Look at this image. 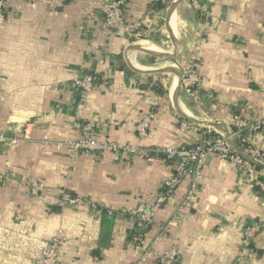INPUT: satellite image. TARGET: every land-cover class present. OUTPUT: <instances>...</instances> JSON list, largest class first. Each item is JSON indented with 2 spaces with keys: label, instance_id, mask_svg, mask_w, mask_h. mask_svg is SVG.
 <instances>
[{
  "label": "crops",
  "instance_id": "crops-1",
  "mask_svg": "<svg viewBox=\"0 0 264 264\" xmlns=\"http://www.w3.org/2000/svg\"><path fill=\"white\" fill-rule=\"evenodd\" d=\"M107 1L4 0L0 9V132L21 136L23 129H11L25 124L29 137L0 144V264H40L44 242L56 236L61 264H139L146 248L140 264H161L173 248L179 256L173 264H264V189L254 188L232 162L208 155L194 202L179 208L185 179L139 243L129 213L164 191L173 163L153 154L67 155L62 145L77 138L78 120L93 121L100 141L145 148L190 146L206 128L179 129L185 119L170 94L171 75L158 95L159 74L132 72L122 62L128 52L136 62L148 55L136 44H155L173 0H132L125 23L111 35L101 28ZM177 14L184 25L168 20L163 47L155 45L172 49L165 54L173 75L192 68L206 79L200 96L185 97L186 110L232 132L244 121L249 146L264 154V0H187ZM84 72L100 82L82 97L72 82ZM149 113L154 120L139 141L135 126ZM257 176L264 182L263 170ZM31 180L44 184L38 197L28 194ZM61 191L112 214L61 208Z\"/></svg>",
  "mask_w": 264,
  "mask_h": 264
},
{
  "label": "built area",
  "instance_id": "built-area-1",
  "mask_svg": "<svg viewBox=\"0 0 264 264\" xmlns=\"http://www.w3.org/2000/svg\"><path fill=\"white\" fill-rule=\"evenodd\" d=\"M132 0H108L101 8L102 23L101 28L107 35H111L118 27L125 23V10ZM4 6V0H0V9ZM94 76L92 73H83L72 82V87L85 97L91 91L94 85ZM206 79L201 77L194 69L189 68L182 72L181 85L185 96L190 98L200 96ZM154 120V114L149 113L144 116L135 126L136 137L143 141L150 131L151 123ZM264 122V121H263ZM192 126L189 122L181 120L179 129L185 131ZM75 130L77 138L63 143L67 155L74 160L80 153L104 154L121 153L134 159L138 156L147 154L164 155L173 163V176L165 182L164 191H162L155 201L151 204H140L133 209L129 215L133 219V231L136 233L137 240L142 243L144 235L151 228L153 219L161 207L166 203L175 188L185 179H189V185L179 208L183 209L191 205L199 191V178L204 165V160L208 155H215L221 159L232 162L239 170L242 177L247 178L254 187L264 189V182H261L257 176V169L250 162L246 161L234 153L226 144L221 132L205 128L200 132L198 140L192 145H172L165 148H145L135 144L120 145L109 141H100L95 133V124L93 121H75ZM250 127L244 122L237 123V130L231 131L230 140L236 145L238 150L254 159L255 161H264V154L251 148L248 143L247 135L243 136V129ZM21 136L7 135L0 132V144L15 145L20 141L29 139L28 128L22 130ZM236 139L246 147L242 149ZM5 181V177L0 175V184ZM44 191V184L41 181L31 180L28 182V194L31 197H38ZM58 205L61 208L85 209L90 212H106L112 214L111 210H103L93 201L85 197L72 196L66 191H61L58 197ZM248 231H245L242 238L243 247L248 246ZM157 239V238H156ZM62 240L60 237H52L43 244L40 264H61L59 262L58 252ZM150 248H146L138 263L146 262ZM179 259L175 248L165 252L160 259L161 264H173Z\"/></svg>",
  "mask_w": 264,
  "mask_h": 264
},
{
  "label": "water",
  "instance_id": "water-1",
  "mask_svg": "<svg viewBox=\"0 0 264 264\" xmlns=\"http://www.w3.org/2000/svg\"><path fill=\"white\" fill-rule=\"evenodd\" d=\"M180 0H173L165 15H164V18H163V21H162V27H160L158 33H157V37L155 39V44L159 47H161V36H162V29L164 27V25L166 26L169 18L171 17L174 9L177 7V5L179 4ZM147 54H149L147 52ZM154 57L156 60L159 61L160 65H162L163 63H166L165 60L169 61V56L165 53H155L154 54ZM126 67L128 68V70L134 72L135 70L129 65V63H125ZM163 66V65H162ZM137 72V71H136ZM153 72H142V74H152ZM155 74H160V75H166L168 76V83L170 85V77L169 75H171L172 73H174L173 69L172 68H162L160 70H156L154 71ZM178 84L177 86L175 87L174 89V92H173V96L175 97V100H176V103H177V109H178V112L179 114L187 121L189 122L190 124L192 125H198V126H201V127H206V128H210V129H213V130H216V131H219L222 133L223 135V138L225 139L226 141V144L227 146L234 152L236 153L237 155H239L240 157H242L243 159H245L246 161L250 162L254 167L258 168V169H261L264 171V164L261 163V162H258V161H255L254 159L250 158L249 156L247 155H244L242 154L238 148L236 147V145L230 140V135H231V131L229 129L228 126H224V125H221L220 123H217V122H208V121H202V120H198V119H195L192 115H190V113L186 110L185 108V103H184V99H185V93H184V90L182 89V85H181V78H182V74L180 73L178 75ZM183 108V109H182ZM184 110H186L188 112L185 113ZM19 128L20 131H19ZM19 128L17 127V129H11L13 133H15L16 131L17 132H21V130L24 128V124H21L19 126Z\"/></svg>",
  "mask_w": 264,
  "mask_h": 264
},
{
  "label": "bare ground",
  "instance_id": "bare-ground-1",
  "mask_svg": "<svg viewBox=\"0 0 264 264\" xmlns=\"http://www.w3.org/2000/svg\"><path fill=\"white\" fill-rule=\"evenodd\" d=\"M184 1H186V0H180L179 4L174 9L171 17L169 18V21L172 20L179 28H181V26L184 25V24H183V21L178 17L177 8ZM171 41L173 43L174 40L171 38ZM136 46L140 47L144 51H147L149 53L148 56H151V57H154L155 53H167V54H169L171 52V50H172V49L163 50V49L157 47L154 43H152L149 40H141V41H139L136 44ZM126 60H127V62L129 63V65L131 67H133L134 69H136L138 71H142V72L155 71V70H160L162 68H172V67H174L173 64L168 63V62L163 63L162 64L163 66L162 65H156V66H153V68L140 65L134 60V53L133 52L126 53ZM171 76L174 78V81H173L172 85L169 88L170 94L172 95L173 92H174L175 87L178 84V77L176 75H173V74H171ZM174 99H175V97H174ZM184 112L188 114V112L186 110H184Z\"/></svg>",
  "mask_w": 264,
  "mask_h": 264
},
{
  "label": "trees",
  "instance_id": "trees-1",
  "mask_svg": "<svg viewBox=\"0 0 264 264\" xmlns=\"http://www.w3.org/2000/svg\"><path fill=\"white\" fill-rule=\"evenodd\" d=\"M159 4V3H158ZM154 6H157V3H155L154 4ZM159 7H161L160 6V4H159ZM94 76V82L95 83H99L100 82V80H98V79H96V74H94L93 75ZM147 81L148 82H153V79H152V77H147ZM153 85H154V89H155V91H156V93L158 94V95H164L165 93H166V91H165V89L163 88V86H162V83H161V79L160 78H158L156 81H154L153 82ZM202 129V131L205 129V128H201ZM232 130H233V132H235L236 130H237V126H234V125H232ZM247 131H248V128H244L243 129V136H245V135H247ZM235 143H237L242 149H244L245 147H246V145H244V144H242L241 142H240V139H236L235 140ZM190 146H192V145H190ZM159 157H162L166 162H171L172 163V161L171 160H169V159H167L164 155H158ZM257 169V172L258 171H260V169H258V168H256ZM258 179L260 180V181H262L261 180V177H258ZM254 188H257V187H254ZM68 192V191H67ZM69 193V192H68Z\"/></svg>",
  "mask_w": 264,
  "mask_h": 264
},
{
  "label": "rangeland",
  "instance_id": "rangeland-1",
  "mask_svg": "<svg viewBox=\"0 0 264 264\" xmlns=\"http://www.w3.org/2000/svg\"><path fill=\"white\" fill-rule=\"evenodd\" d=\"M185 2H187V0L185 1ZM164 32H165V25H164V27H163V29H162V36H161V46L163 47V44H162V39H163V34H164ZM143 39V38H142ZM152 40V39H151ZM154 41H155V39H154ZM163 50H166V49H163ZM167 50H169V49H167ZM124 59V60H123ZM123 59H122V62L125 64L126 62H127V60H126V54H124V56H123ZM137 59V62H140V64H142V65H144V66H150V64H152V63H154V64H158V65H160V63H159V61L158 60H156L155 59V57L153 58V57H149L148 55H144V54H142V55H140V58H139V56H138V58H136ZM165 62H169V61H167V60H165ZM179 70H181V72L183 71V69H181L180 68V66H179ZM170 76V75H169ZM158 77L161 79V81H163L164 83L166 82L167 84H169L168 83V76H164V75H158ZM186 97V96H185Z\"/></svg>",
  "mask_w": 264,
  "mask_h": 264
}]
</instances>
